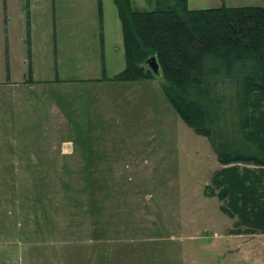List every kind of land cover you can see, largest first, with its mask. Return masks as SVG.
<instances>
[{
    "label": "rangeland",
    "instance_id": "rangeland-1",
    "mask_svg": "<svg viewBox=\"0 0 264 264\" xmlns=\"http://www.w3.org/2000/svg\"><path fill=\"white\" fill-rule=\"evenodd\" d=\"M124 68L113 0H0V264H264V234L205 195L217 157L162 77L89 81Z\"/></svg>",
    "mask_w": 264,
    "mask_h": 264
},
{
    "label": "trees",
    "instance_id": "trees-1",
    "mask_svg": "<svg viewBox=\"0 0 264 264\" xmlns=\"http://www.w3.org/2000/svg\"><path fill=\"white\" fill-rule=\"evenodd\" d=\"M113 2L125 68L91 81L150 82L154 57L167 101L217 157L205 195L234 221L231 232L264 234V7L189 10L172 0L139 11L130 0Z\"/></svg>",
    "mask_w": 264,
    "mask_h": 264
},
{
    "label": "water",
    "instance_id": "water-1",
    "mask_svg": "<svg viewBox=\"0 0 264 264\" xmlns=\"http://www.w3.org/2000/svg\"><path fill=\"white\" fill-rule=\"evenodd\" d=\"M146 66L155 74L156 76H159V65L157 64V61L154 57L150 58L146 62Z\"/></svg>",
    "mask_w": 264,
    "mask_h": 264
},
{
    "label": "crops",
    "instance_id": "crops-1",
    "mask_svg": "<svg viewBox=\"0 0 264 264\" xmlns=\"http://www.w3.org/2000/svg\"><path fill=\"white\" fill-rule=\"evenodd\" d=\"M89 81H91V79ZM104 82H106V83L109 82L110 83V81H97V82H94V83H104ZM104 84H97V85H104ZM100 87H102V86H100Z\"/></svg>",
    "mask_w": 264,
    "mask_h": 264
}]
</instances>
